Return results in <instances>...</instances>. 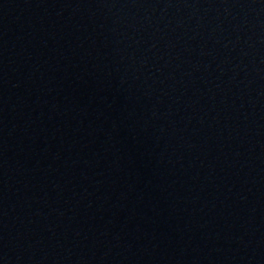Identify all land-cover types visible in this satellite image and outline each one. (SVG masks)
<instances>
[{
  "label": "water",
  "instance_id": "obj_1",
  "mask_svg": "<svg viewBox=\"0 0 264 264\" xmlns=\"http://www.w3.org/2000/svg\"><path fill=\"white\" fill-rule=\"evenodd\" d=\"M107 264H264V0H70Z\"/></svg>",
  "mask_w": 264,
  "mask_h": 264
}]
</instances>
